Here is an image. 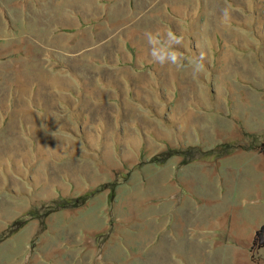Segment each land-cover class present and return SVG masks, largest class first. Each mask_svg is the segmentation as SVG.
I'll list each match as a JSON object with an SVG mask.
<instances>
[{
  "label": "rangeland",
  "instance_id": "1",
  "mask_svg": "<svg viewBox=\"0 0 264 264\" xmlns=\"http://www.w3.org/2000/svg\"><path fill=\"white\" fill-rule=\"evenodd\" d=\"M0 264H264V0H0Z\"/></svg>",
  "mask_w": 264,
  "mask_h": 264
},
{
  "label": "clouds",
  "instance_id": "2",
  "mask_svg": "<svg viewBox=\"0 0 264 264\" xmlns=\"http://www.w3.org/2000/svg\"><path fill=\"white\" fill-rule=\"evenodd\" d=\"M228 12L225 10L224 18H228ZM143 37L149 46V56L152 62L161 66L171 65L180 67L182 61L185 59L182 56L176 54L177 46L182 44V38L175 33L168 31L166 33H153L145 31ZM203 55L191 62L189 67L192 74L195 76L199 74L203 68Z\"/></svg>",
  "mask_w": 264,
  "mask_h": 264
}]
</instances>
